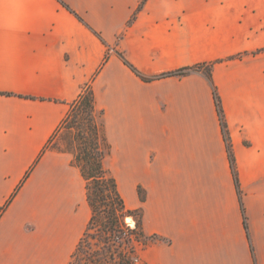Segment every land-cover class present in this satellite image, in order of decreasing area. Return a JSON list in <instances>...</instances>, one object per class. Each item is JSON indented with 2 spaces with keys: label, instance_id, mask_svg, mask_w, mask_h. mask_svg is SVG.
Listing matches in <instances>:
<instances>
[{
  "label": "crops",
  "instance_id": "0c3cea01",
  "mask_svg": "<svg viewBox=\"0 0 264 264\" xmlns=\"http://www.w3.org/2000/svg\"><path fill=\"white\" fill-rule=\"evenodd\" d=\"M210 62L241 194L212 82L162 76ZM87 84L120 164L148 167L141 262L264 264V0H0V264H68L86 229L48 145Z\"/></svg>",
  "mask_w": 264,
  "mask_h": 264
},
{
  "label": "trees",
  "instance_id": "16d2710c",
  "mask_svg": "<svg viewBox=\"0 0 264 264\" xmlns=\"http://www.w3.org/2000/svg\"><path fill=\"white\" fill-rule=\"evenodd\" d=\"M126 63L143 79L149 78L143 76L132 64ZM213 63H199L192 67L169 71L162 76L186 75L190 71H202L206 69L208 79L213 85V94L216 107L219 114L220 124L227 141V148L230 157V163L235 178V183L241 194L238 171L230 142L228 125L225 118L224 109L220 95L212 81ZM103 114L100 111L99 115ZM98 111L95 107V96L91 84L83 87L78 98L75 99L63 119L59 132L64 127H75L78 129V146L76 151H69L73 154V163L80 169L85 181L86 197L90 205L91 216L86 226L83 236H81L75 251L72 254L74 258L82 251L86 232L94 226L98 231L97 241L102 245L96 251H87L85 262L82 264H138V255L135 241L143 246L150 242L149 235L145 232L142 220L135 219L136 224L131 227L127 224L128 216L134 217V212L138 209L128 207L123 197L117 179L111 174L105 166V158L109 153V144L104 136L103 125L98 122ZM71 124V125H70ZM7 205V204H6ZM6 205L0 207V215ZM136 218V217H135ZM248 228L247 222H245ZM127 245H130L127 249Z\"/></svg>",
  "mask_w": 264,
  "mask_h": 264
},
{
  "label": "rangeland",
  "instance_id": "374dc122",
  "mask_svg": "<svg viewBox=\"0 0 264 264\" xmlns=\"http://www.w3.org/2000/svg\"><path fill=\"white\" fill-rule=\"evenodd\" d=\"M192 72V71H190ZM188 72V73H190ZM205 74L207 77L208 72L206 69H203L201 71ZM208 78V77H207ZM218 92V91H217ZM219 94V93H218ZM215 99V97H214ZM100 111H98V122H100L102 125L104 123L103 121V114L99 115ZM219 116V114H218ZM220 120V119H219ZM71 125V124H70ZM73 127H64L59 132L54 135V138L48 145L49 148L53 150L58 151H76L78 146V129L75 127V124H72ZM222 127V126H221ZM106 130V129H105ZM111 130V129H110ZM114 130V128H113ZM112 130V131H113ZM104 131V126H103ZM105 134V131H104ZM113 134V132H112ZM106 137V140L109 144L110 151L108 153V156L105 158V166L109 169L111 174L115 176L117 179L119 189L123 195V197L126 200V203L129 208L131 209H138V211L134 212V217L128 216L126 218V222L131 227H134L136 224L135 219H141L143 224V216H144V210L141 206V202L146 199V188L141 183L142 180L145 179L147 174V166H133V165H121L120 160H118L115 156V150L112 148V144L110 142V139L108 140L107 135H104ZM73 155V154H72ZM135 204H140L138 207H133ZM136 217V218H135ZM144 227V226H143ZM146 232V231H145ZM84 234V233H83ZM82 234V236H83ZM148 234V233H147ZM150 235V234H149ZM153 235V234H152ZM98 238V231L97 228L92 226L89 228L85 235V240L83 242L82 251H80L77 256L74 258L71 256L70 261L68 264H82L85 262V255L87 254V251H96L101 247V243L97 241ZM160 237L158 235H153V237H150V242L152 243L154 241L159 240ZM136 246V251L138 255V264H143L140 260L139 252L142 251L146 246H143L142 244L134 242ZM127 249H129L130 245L126 246ZM86 253V254H85Z\"/></svg>",
  "mask_w": 264,
  "mask_h": 264
}]
</instances>
